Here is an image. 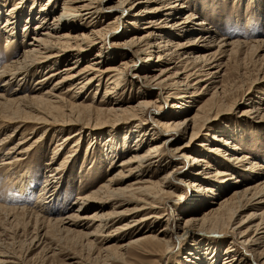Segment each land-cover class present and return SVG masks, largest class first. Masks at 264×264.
<instances>
[{
    "label": "bare ground",
    "instance_id": "obj_1",
    "mask_svg": "<svg viewBox=\"0 0 264 264\" xmlns=\"http://www.w3.org/2000/svg\"><path fill=\"white\" fill-rule=\"evenodd\" d=\"M58 1L16 0L7 9L0 6V30L5 34L6 47L20 36L23 40L31 35L19 53H9L0 65V150L19 134L1 153L0 176L17 197L25 199L35 191L37 199L32 206L8 208L75 233L89 249L99 242L98 253L112 260L119 249L154 238L169 247V240L163 237L170 234L172 220L158 209L172 201L174 193L167 189L174 180L192 190L189 209L209 204L200 216L178 217L175 237L189 236L190 226L200 222L206 232L231 239L229 252L238 254L242 247L245 259L240 264H256L255 256L261 261L264 248L258 251L254 245L264 242V210L253 214L250 220L256 222L244 230H240L242 222L234 226L232 221L252 202H264V167L240 152V145L234 142L244 130L243 121L219 123L227 115L241 116L227 111L235 101L223 99L227 95L222 83L224 71L221 73L224 56L227 54L229 61L239 50L251 48L247 54L264 57L260 55L264 37L226 38L206 26L182 0H61L57 9ZM108 15L100 25V17ZM124 23L130 28L119 35ZM135 29L141 32L132 33ZM115 35L124 53L114 54L107 45ZM96 47L89 59L88 54ZM103 60L115 64L104 67ZM259 66L257 78L240 100L242 117L252 112L259 119L264 116V96L255 102L251 91L264 81V60ZM133 67L140 70L137 85L129 82L128 72ZM26 84L31 88L26 90ZM126 88H135L138 98H122ZM90 91L91 97L87 95ZM161 98L165 104L160 103ZM196 98L200 100L192 110ZM150 117L153 122L147 123ZM99 121L109 124H93ZM100 128L106 132L101 133ZM204 131L205 141L198 143ZM49 134L59 139L45 162L46 176L37 189L32 170L23 161ZM84 137L89 148L82 159L87 160L92 147L103 143L108 166L117 165L118 169L96 188L79 194L70 206L71 213L51 217L53 208L60 204L66 169ZM171 165L174 167L163 173ZM240 171L251 178L258 172L261 176L256 183L243 187L235 175ZM229 189L231 193L222 196ZM130 202L135 205L133 209L119 210ZM107 207L111 210L104 211ZM143 211L134 218V213ZM159 222L164 226L156 231L158 234L126 240L144 229L156 230L154 225ZM250 232L254 235L249 236ZM5 253L0 251V264H15L13 256ZM236 254H228L222 264H234ZM197 259L187 258L186 264H198ZM208 262L215 264L216 259Z\"/></svg>",
    "mask_w": 264,
    "mask_h": 264
},
{
    "label": "rangeland",
    "instance_id": "obj_2",
    "mask_svg": "<svg viewBox=\"0 0 264 264\" xmlns=\"http://www.w3.org/2000/svg\"><path fill=\"white\" fill-rule=\"evenodd\" d=\"M114 1L115 0H112L109 3ZM183 1L185 5L192 7L197 16L206 23V26L216 29L219 34L226 38L234 40L238 38L253 39L264 37V0H182V2ZM14 2H16V0H10L8 4L7 0L1 1L0 6L3 7L6 5L3 9H7L9 8V4H13ZM58 2L59 5L57 9L60 7L61 0ZM108 17H110V15L102 18L100 17L103 22H100V25L104 24ZM35 22L36 21L30 23L34 24ZM2 23L0 22V26ZM138 26H142V24H138ZM129 28L130 24L124 23L120 27L118 34L120 35L121 31H125V29L127 30ZM133 32H141V30L135 29L132 33ZM20 37L21 39L18 38L16 42L14 41L12 43L14 45L10 44L9 47H6L7 42L5 34L0 30V65L5 61L9 53H19L22 47L27 45L31 35L28 34L23 40L22 36ZM118 37L119 36L115 35L107 44L111 46L110 48H112L111 50L114 54L125 52V49L122 48L120 44H116V42L120 41ZM97 48L98 47L94 48L93 51L88 54L89 59L96 53ZM250 49L251 48L239 50V54L234 58H229V61H227V54L223 58V70L221 73L224 71V76L222 77V83H224L227 90V95H225L223 99L224 101L228 100V102L235 101L236 104L233 103V108L227 109V111L236 114V116H241L239 118H234V116L227 115V118L219 123V125H222L224 122H229L230 120H232V122H236V120L243 121L241 127H243L244 130L240 136L235 138L234 142L240 145V152L246 153L249 155L250 159L258 162L264 167V116H261L259 119L256 117L257 114L252 112L242 117L244 108L240 102L245 90H247L251 82L257 78V70L260 68L259 63L264 60L263 56L255 57L252 53L247 54ZM260 55H264V52H261ZM142 57L143 55L140 57L141 64H143L142 60H144ZM85 60L82 61V65L85 64ZM119 60L120 57L115 59V63ZM103 62L104 67L112 66L114 63L113 61L108 63L106 60H103ZM139 71L137 67H133L129 70V82L131 84H138ZM14 87V84L10 86L11 89ZM26 87V90H28V88H31V85L26 84ZM102 91L103 87L99 90L98 94L100 93L101 95ZM251 91H253L254 101H258L259 98L264 96V81L255 84V88H251ZM87 95L91 97V91L88 92ZM130 97L138 98L135 88L130 90L126 88L123 91L122 98L129 99ZM155 99L156 96L153 97V100ZM199 100L200 99L196 98V102L192 103V110ZM161 102L165 104L164 102L166 101L161 98L160 103ZM156 103H159V101H156ZM172 103L174 102H169V104ZM246 108L248 107H245V109ZM153 119L154 118L151 117L148 118L147 123H152ZM93 124L101 127L109 123L99 121ZM100 129L102 131L101 133L106 132L105 128ZM205 133L206 131L203 132L198 143H203L205 141ZM17 137H19V134L13 137L10 143L1 148L0 162L2 158L1 153L7 149L9 144L16 142L15 138ZM57 139H59V137L55 138V136L49 134L38 148L30 153L27 159L23 161L26 162L25 166L31 168V176L35 179L34 187L37 189L41 186L46 176L45 162L50 158ZM102 147L103 143L96 144L92 147L94 150L87 160L82 159L85 151L89 148L88 138L84 137L82 139V143L79 145V152L76 157L71 159L64 174L65 179L59 193V197L61 198H59L60 204L58 203L59 205L53 208L54 212H52L53 216L51 217H63L71 213L72 209L70 206L74 204L73 202L79 194H85L96 188L118 169L117 165L112 166V168L108 166ZM66 149L67 146L64 147L63 152H65ZM63 152L59 156L60 158H58V161L64 155ZM31 160H33V162ZM22 166H24V164ZM173 167V165L167 167L163 173H166ZM185 169L187 171L186 167ZM230 172L232 173L233 171ZM235 175L239 176L238 178L243 181V183H239V185L246 187L256 183L261 173L258 172V176L255 175V177L253 176L252 178L243 171ZM189 181L193 180L190 179ZM9 186V182L3 180L0 176V251L13 256L12 258L15 264H76L79 262L80 264H186V259L188 258L193 261L194 256L198 258L196 261H200L203 264H209L208 261L212 262L214 259H216L215 264H222V261L228 254H236L234 251L229 252L227 250L228 247L231 246V243L229 244L231 241L230 238L222 237L223 235L221 233L210 234L206 232L202 229L204 227L199 225L200 222L190 226L189 236L175 237L174 231L176 232L177 230L176 228L174 229V227L176 225L175 223L178 221V217L184 218L190 214L200 216L208 209L209 204L200 209H195L196 206H191L189 209L188 206H190V201L192 199V190L189 189L187 184L175 182L174 180L172 181V186L167 189L168 192L174 193V196L171 198L172 201H169V205L166 207L163 208V206H160L158 209L160 213L167 214L165 217L169 216L172 220L168 229L170 234L163 237V239L169 240V247L165 246L162 241L154 238L145 242H137L124 250L119 249V254L117 253L112 260L106 259L104 258V254L98 253L97 248L100 246L98 241H96L98 242L95 244L96 247H94V249L92 248L93 250L89 249L86 246L84 247V244H82L83 241L75 236L76 234L73 232L66 230L62 231L61 227L53 225L46 220L41 218L36 219L32 215L10 210L8 208L9 206H32L37 199V192L30 191L31 193L29 192V195H27L25 199H21L17 197L16 193L10 191ZM173 186L179 187L175 189ZM230 193L231 191L229 189L222 193V196L224 194L229 195ZM241 202L244 204V201ZM134 207V203L130 202L120 206L119 210H131V208L133 209ZM110 210L111 207H107L104 211ZM262 210H264V202H252L246 209L238 211L232 222L235 223L234 226L242 222L240 230H244L256 222V220H250L252 215L259 214ZM184 211L187 212L184 213ZM145 212L146 211L134 213V218L141 216ZM205 223L208 224L211 223V221L209 220L208 223ZM163 224V222H159L154 225L156 230L144 229L128 236L126 240L146 233L156 235V231L161 229L164 226ZM66 225L67 224L63 226ZM253 235V232L249 233V236ZM156 237L158 238L160 236L158 235ZM255 246L258 251H262L264 242H260L259 245H254V247ZM242 250V247L239 248L240 254L243 252ZM239 252L235 256L238 259L234 264H240L242 260L245 259L243 254L239 255ZM263 260L264 258L261 261ZM255 261L256 264H260L261 262L256 256ZM200 262L198 264H201Z\"/></svg>",
    "mask_w": 264,
    "mask_h": 264
}]
</instances>
